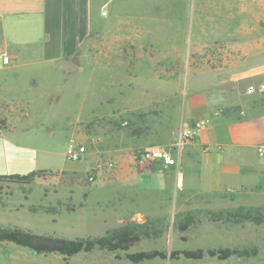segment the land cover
I'll return each mask as SVG.
<instances>
[{
  "label": "rangeland",
  "instance_id": "1",
  "mask_svg": "<svg viewBox=\"0 0 264 264\" xmlns=\"http://www.w3.org/2000/svg\"><path fill=\"white\" fill-rule=\"evenodd\" d=\"M132 1L119 0L121 5L113 7L114 12L81 49V56L75 58L80 72L57 92H43L33 122L6 124L0 117V176L45 171L26 185L0 183L1 228L84 240L127 226L147 236L128 253L196 250L200 241L197 217L172 214L170 209L180 207L173 204L175 200L252 196L232 189L214 192L199 168L183 161V152L177 169L183 186L177 188L176 168L141 162L138 152L162 145L168 129L178 126L191 81L227 63L219 56L228 49L218 38L237 36L244 21L256 28L264 24L259 14L264 12V0H181L171 6V20H178L179 14L186 19L170 29L148 28L140 18L152 16L147 12L152 2L143 5L139 0V5H133ZM252 32L259 35L257 29ZM198 122L191 121L189 127ZM70 142L86 147L82 159L66 157ZM259 198L261 204L235 211L236 224H264V220L254 223L264 216V194ZM188 224L193 226L183 231ZM259 231L256 228L251 233L257 236ZM224 238L215 236L199 245L224 247ZM229 249H256L255 262L245 263L264 260L263 247ZM243 262L231 258L225 264ZM0 264L133 263L124 259L123 252L96 250L65 257L0 243ZM137 264L202 263L180 258Z\"/></svg>",
  "mask_w": 264,
  "mask_h": 264
},
{
  "label": "crops",
  "instance_id": "2",
  "mask_svg": "<svg viewBox=\"0 0 264 264\" xmlns=\"http://www.w3.org/2000/svg\"><path fill=\"white\" fill-rule=\"evenodd\" d=\"M150 1L152 5L147 7L152 8L147 12L151 11L152 16L140 18L148 28L170 29L186 19L179 14L178 20H171V6L181 4V0H142L141 3L148 5ZM120 2L0 0V117L6 124L13 120L33 122L34 110L41 108L39 103L44 100L43 92H57L61 84L80 72L75 58L81 56V49L100 24L123 4ZM132 4L139 5V0H133ZM259 14L264 21V12ZM258 26L244 21L237 36L218 38L228 49V53L219 56L227 63L219 64L210 74L202 72L206 74H199L191 81L184 100L185 112L174 128L185 129L191 121L200 120L203 126L196 140L183 150V161L198 167L214 192L232 189L233 193L248 191L252 195L175 200L177 203L173 204L180 207L170 209L172 214L197 217L195 230L199 244L215 236L226 237L224 247L198 244L194 248H264V234H261L264 224L251 226L236 224L234 220L237 209L261 204L259 197L264 194V153H258L259 148L264 149V89H261L264 87V24ZM255 29L257 37L252 32ZM3 56L9 58L6 65L1 62ZM63 61L73 64L76 70H62L59 64ZM209 75L211 78L207 80ZM250 86L253 91L248 92ZM192 226H184L183 231ZM256 228L260 229L257 236L251 233ZM213 259L205 257L197 261L214 264ZM228 260H217L215 264H225ZM245 264H264V260Z\"/></svg>",
  "mask_w": 264,
  "mask_h": 264
},
{
  "label": "trees",
  "instance_id": "3",
  "mask_svg": "<svg viewBox=\"0 0 264 264\" xmlns=\"http://www.w3.org/2000/svg\"><path fill=\"white\" fill-rule=\"evenodd\" d=\"M41 172L45 171L32 172L26 175H3L0 176V182H13L26 185ZM263 220L264 216L257 218L254 223L257 224ZM142 237L147 236H143V234L135 232L127 226L113 230L103 237L87 238L84 240H68L0 227V243L14 244L38 254H58L65 257H73L80 253L88 254L96 250L109 253L123 252L124 259L133 264L153 259L171 261L184 258L197 261L202 260L205 257L215 258L218 261L237 258L244 262H251L258 256V251L256 249L235 250L229 248L176 250L171 252L152 250L128 253L130 248L139 242ZM259 262H261V260L257 261V263Z\"/></svg>",
  "mask_w": 264,
  "mask_h": 264
},
{
  "label": "built area",
  "instance_id": "4",
  "mask_svg": "<svg viewBox=\"0 0 264 264\" xmlns=\"http://www.w3.org/2000/svg\"><path fill=\"white\" fill-rule=\"evenodd\" d=\"M105 15V13H103ZM2 64L6 65L9 62L8 56H3ZM261 89H264L262 86ZM253 91V87L249 88V92ZM203 124L196 123L194 127L180 128L169 130L162 145L151 146L144 148L138 152V159L141 162L159 163L165 167L176 168V187L183 186V177L179 171V160L186 146L191 144L198 137L199 131ZM259 155L264 153L263 148L258 149ZM86 154V147L83 144L70 142L65 150L66 157L71 161H78ZM90 181L94 180V176L89 177Z\"/></svg>",
  "mask_w": 264,
  "mask_h": 264
},
{
  "label": "water",
  "instance_id": "5",
  "mask_svg": "<svg viewBox=\"0 0 264 264\" xmlns=\"http://www.w3.org/2000/svg\"><path fill=\"white\" fill-rule=\"evenodd\" d=\"M59 67L66 72H73L76 70V67L68 61L61 62Z\"/></svg>",
  "mask_w": 264,
  "mask_h": 264
}]
</instances>
